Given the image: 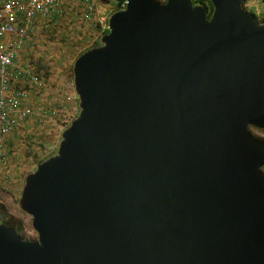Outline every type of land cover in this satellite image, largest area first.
I'll use <instances>...</instances> for the list:
<instances>
[{"label": "water", "instance_id": "obj_1", "mask_svg": "<svg viewBox=\"0 0 264 264\" xmlns=\"http://www.w3.org/2000/svg\"><path fill=\"white\" fill-rule=\"evenodd\" d=\"M128 0L73 66L80 113L30 173L0 264H264V22Z\"/></svg>", "mask_w": 264, "mask_h": 264}, {"label": "built area", "instance_id": "obj_2", "mask_svg": "<svg viewBox=\"0 0 264 264\" xmlns=\"http://www.w3.org/2000/svg\"><path fill=\"white\" fill-rule=\"evenodd\" d=\"M72 3L77 4L86 21L108 29V9L97 0H0V177L8 176L6 165L12 154L10 141L17 131L30 120L40 121L53 115L33 105V99L46 88V82L24 55L31 39L37 35L38 20L61 19L66 15V6ZM244 6L257 21L264 22V0H246ZM71 82L66 87L68 92L72 90L68 101L77 98L73 93L74 81Z\"/></svg>", "mask_w": 264, "mask_h": 264}, {"label": "rangeland", "instance_id": "obj_3", "mask_svg": "<svg viewBox=\"0 0 264 264\" xmlns=\"http://www.w3.org/2000/svg\"><path fill=\"white\" fill-rule=\"evenodd\" d=\"M116 3H114V5L113 3L109 5L111 9L106 7L108 9L107 14L109 17H111V15L116 12ZM92 29L95 31V28ZM104 31L105 30L103 26L97 25L95 37H93L95 42H101ZM46 36H43V34L40 33V38L46 39ZM50 41L52 44H47V42H45L40 48L41 61L47 65L46 69H48L49 66V79L51 85H48L47 88H50L52 92L60 93L61 103H63L67 109H71L67 119H65L66 121L68 120L70 125V123L75 119L74 117L78 116L80 113L79 99L68 101L67 97L69 96V92L72 90L68 92L69 89H66V87L72 83L73 66L77 59L76 56L78 55V53L73 54L71 50H68V46H76L77 44L75 41L69 39L66 42H62V40L57 41L53 40L52 38ZM60 43H63V46H61ZM66 48L67 50H64ZM47 60L51 64L48 63ZM74 92L75 91L73 90V93ZM75 95V97H78L76 92ZM53 102L54 101L51 102V96H47L42 93L38 96H35V99H33V105H35V107L38 109H50L51 105L53 107ZM72 118L74 119L72 120ZM61 119L62 118L55 116L47 119L48 123L53 127L52 130L47 132L45 137L44 156H46L47 159L57 153L59 144L61 142V135L63 131L69 126L68 125L66 128H64L66 126L64 125L65 120L62 121ZM22 132L23 131L19 132V135H15L13 138L12 145H10L11 149H16V151L22 149V146L24 145ZM252 132L256 137L264 139V132L261 130H252ZM27 159L21 158L23 162ZM27 163L28 165L22 163L21 161L16 162L12 156L8 160L6 165V173L8 176L0 177V215L5 217L7 220L9 219V221H18V230H16L20 233V235L26 237L25 240H35L37 239L38 234L33 229L32 217L21 210L19 203L27 176L30 173H33L38 166L37 165L33 167L30 162Z\"/></svg>", "mask_w": 264, "mask_h": 264}, {"label": "trees", "instance_id": "obj_4", "mask_svg": "<svg viewBox=\"0 0 264 264\" xmlns=\"http://www.w3.org/2000/svg\"><path fill=\"white\" fill-rule=\"evenodd\" d=\"M127 0H97V2L104 7H111L109 6L111 3H116L117 9L116 11H119L122 9V5ZM161 2L160 0H158ZM194 4H201L207 7L209 10V16L212 15L213 12V5L211 3V0H192ZM246 3V0H244V4ZM92 23V24H91ZM37 35H35L31 39L30 47L26 51L24 55V59L28 62L29 65H31L37 73L41 74L46 82V88L41 92L44 95L51 96V102L54 101L53 107L51 105L50 109H47L51 112H53V115L51 117H58L62 118L61 120L67 119V116L69 112H71V109H67L63 103L60 101V93L52 92L51 89L47 88L48 85H51L50 79H49V66L48 69L47 65L41 61V54H40V48L41 46L47 42L49 44L51 39L53 40H62V42H66L68 39L75 41L76 46H68V50H71L74 53H78L76 58L81 56L86 51L100 46V41L95 42V31L97 30V23L95 22H88L82 17V11L77 6L76 3H72L66 6V15L61 19H55L54 21H43L38 20L37 23ZM92 28H95V31H93ZM92 29V30H91ZM40 33L43 34V36H46V39L40 38ZM108 33V29L105 30L104 35ZM37 37V38H36ZM58 38V39H56ZM93 42V43H92ZM95 42V43H94ZM55 43V42H54ZM92 43V44H91ZM52 44V43H50ZM63 43H60L61 46ZM62 48V47H61ZM63 49V48H62ZM64 50H67L64 49ZM48 61V60H47ZM46 61V62H47ZM48 63H50L48 61ZM51 64V63H50ZM39 93V95L41 94ZM46 109V108H44ZM75 116L74 118H76ZM72 118V120L74 119ZM64 125H66L64 128H66L69 125L68 120L64 121ZM53 127L50 125L47 121V119L36 121V120H30L24 124V126L17 131L15 135H19V132H22V139L24 142V145L22 146V149H19L16 151V149H11L14 161L16 162H22L26 165H28L27 162H30L33 167L39 165L43 161L47 159L46 156H44V147H45V137L48 131L52 130ZM254 128H251V134L255 136V134L252 132ZM259 130V129H257ZM264 132V130H261ZM28 132V133H27ZM37 133V134H36ZM36 134V135H35ZM39 134V135H38ZM14 135V137H15ZM13 137V138H14ZM258 138V137H256ZM29 139V140H28ZM261 139V138H258ZM264 141V139H261ZM13 139L10 141V145H12ZM21 158H28L26 161H22ZM0 223H5L11 227H14L18 230V221L15 220H7L5 217H2L0 215ZM19 233V232H18ZM20 235V233H19ZM23 239H26V237L20 235Z\"/></svg>", "mask_w": 264, "mask_h": 264}, {"label": "clouds", "instance_id": "obj_5", "mask_svg": "<svg viewBox=\"0 0 264 264\" xmlns=\"http://www.w3.org/2000/svg\"><path fill=\"white\" fill-rule=\"evenodd\" d=\"M161 2H162V1H161ZM254 130H257V129L254 128ZM259 130H261V129H259ZM260 140H261V139H260ZM263 142H264V141H263ZM263 171H264V169H263Z\"/></svg>", "mask_w": 264, "mask_h": 264}, {"label": "crops", "instance_id": "obj_6", "mask_svg": "<svg viewBox=\"0 0 264 264\" xmlns=\"http://www.w3.org/2000/svg\"><path fill=\"white\" fill-rule=\"evenodd\" d=\"M75 98H76V97H75ZM76 99H78V97H77ZM76 99H75V100H76Z\"/></svg>", "mask_w": 264, "mask_h": 264}]
</instances>
